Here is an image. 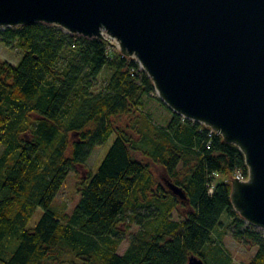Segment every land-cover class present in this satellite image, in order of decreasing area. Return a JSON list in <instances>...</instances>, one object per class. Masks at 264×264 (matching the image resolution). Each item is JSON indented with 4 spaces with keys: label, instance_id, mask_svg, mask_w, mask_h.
Returning <instances> with one entry per match:
<instances>
[{
    "label": "trees",
    "instance_id": "1",
    "mask_svg": "<svg viewBox=\"0 0 264 264\" xmlns=\"http://www.w3.org/2000/svg\"><path fill=\"white\" fill-rule=\"evenodd\" d=\"M15 40L19 63L0 61V264H188L189 257L207 264L205 248L223 215L237 243L256 247L248 264H264V233L230 201L234 173L247 177L236 146L208 138V127L158 98L170 117L165 125L149 122L143 108L153 84L107 40L42 23L0 28V43ZM112 135L95 172L78 184L70 213L56 212L69 174ZM152 167L162 169L163 183ZM37 208L41 216L28 229Z\"/></svg>",
    "mask_w": 264,
    "mask_h": 264
},
{
    "label": "water",
    "instance_id": "2",
    "mask_svg": "<svg viewBox=\"0 0 264 264\" xmlns=\"http://www.w3.org/2000/svg\"><path fill=\"white\" fill-rule=\"evenodd\" d=\"M33 23L108 37L167 108L236 146L247 179H231L230 201L264 233V0H0V28Z\"/></svg>",
    "mask_w": 264,
    "mask_h": 264
},
{
    "label": "rangeland",
    "instance_id": "3",
    "mask_svg": "<svg viewBox=\"0 0 264 264\" xmlns=\"http://www.w3.org/2000/svg\"><path fill=\"white\" fill-rule=\"evenodd\" d=\"M21 57V52L17 45V40L12 42L9 46H6L3 43H0V61H6L9 64L15 66L19 63ZM105 74H102L98 78L97 86H99L104 78ZM96 86V87H97ZM157 95L154 91L150 94L149 98L145 99V106L143 108L144 116L147 117L148 121L156 126L163 125L164 120L169 117V113L162 107L156 100ZM130 118V117H129ZM129 118H122L120 124H125L129 121ZM114 140V135L110 136L109 139L96 146L93 150L92 154L85 162L84 166H78L75 168L74 172L69 174L66 182L62 186L61 190L57 194L54 199L53 208L58 213H65L69 214L72 208L75 206L79 199V193L77 191L78 184L80 183L81 179L85 177L88 172L92 174L97 169L98 165L100 164L101 160L103 159L104 155L110 148L112 142ZM152 171L155 177L163 183L164 180V173L160 167H152ZM211 187L214 186V180L210 183ZM41 209L37 208L33 216L30 218L27 228L31 229L35 226L37 221L41 216ZM173 219H177V215L173 214ZM221 224L217 227L213 234H212V241L214 245L207 246L205 248V259L207 264H248L251 257L256 252V247H248L243 246L237 243L228 228L229 221L223 215L220 220ZM137 229L136 226L132 225L129 232H134ZM128 236L122 240L120 243L117 253L122 254L125 249L128 247L129 241ZM220 242V247L223 246L227 252L228 256H223L220 254L219 249L215 246V244Z\"/></svg>",
    "mask_w": 264,
    "mask_h": 264
},
{
    "label": "built area",
    "instance_id": "4",
    "mask_svg": "<svg viewBox=\"0 0 264 264\" xmlns=\"http://www.w3.org/2000/svg\"><path fill=\"white\" fill-rule=\"evenodd\" d=\"M106 40H107L110 44L113 43V41H112L111 39H109L108 37H106ZM213 134H215V133L211 130V131L207 134V137H208V138H211V136H212ZM209 146H210V141L207 142V144H206V149H208ZM233 178H236L237 180H243V181H246V179H247V177L244 176V174H243L241 171H239V170L236 171V172L234 173ZM212 190H213L212 187L209 186L208 193L211 194V193H212Z\"/></svg>",
    "mask_w": 264,
    "mask_h": 264
},
{
    "label": "crops",
    "instance_id": "5",
    "mask_svg": "<svg viewBox=\"0 0 264 264\" xmlns=\"http://www.w3.org/2000/svg\"><path fill=\"white\" fill-rule=\"evenodd\" d=\"M169 117H170V115H169ZM169 117L166 120H164L163 125H165V123L168 121Z\"/></svg>",
    "mask_w": 264,
    "mask_h": 264
}]
</instances>
